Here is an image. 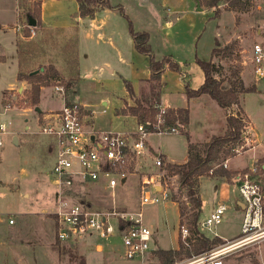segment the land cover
Returning a JSON list of instances; mask_svg holds the SVG:
<instances>
[{"label": "rangeland", "instance_id": "1", "mask_svg": "<svg viewBox=\"0 0 264 264\" xmlns=\"http://www.w3.org/2000/svg\"><path fill=\"white\" fill-rule=\"evenodd\" d=\"M110 2L118 3L117 0ZM4 4L6 9L4 13H10V15L4 14V21L16 23L13 3L6 0ZM34 4H31L32 8H35ZM148 5L146 8L135 6L127 8V13L135 30L149 33L150 44L157 59L168 56L179 65V71L167 69L165 72L162 92L173 105L189 108L190 126L187 133L194 142H204L209 137L223 134L226 129L224 115L228 113H225L215 100L206 95L203 100H192L188 103L185 86L187 84L192 89L199 87L202 71L198 61L209 62L211 60L217 36L218 45L221 47L235 42L236 46L231 58H221V60L215 58V61L221 66L219 78L226 86H228L227 81L232 70L249 69L247 85L255 86L256 91L242 93L240 105L242 115L248 122L245 132L250 134L248 136H251L254 142L251 141L250 144L244 142V146L239 147L241 155L231 157L229 164L233 167L252 166L254 163L252 153L245 152V150L255 146L259 140L264 141V78L257 81L251 62L254 41L262 40L259 37L256 40L255 34L258 27L264 30V8L261 11L258 8V6H264V0H254L251 9L242 16L225 10V5H222L221 13L216 20L211 19V14L206 8L198 12V4L194 0H162L161 5L168 9L169 20L174 23L168 38L164 37L160 27L164 18L159 19L157 0H151ZM159 20L161 25H159ZM22 23L21 28L24 32L26 21ZM11 32L12 30L7 33L0 32V51L7 54V62L0 61V129H4L0 131V227H6V230L0 233V264H82V258L85 261L84 264H104L102 254L98 253L96 248L94 250L89 246L88 242L98 247L112 246L118 252V259L112 264H142L139 257L133 261L125 259L121 238L117 232L108 238H100L94 234L84 238L78 237L74 241L63 244L57 241V222L54 212L57 211L60 193L52 173L55 153L51 146V139L39 133L40 128L35 124L38 115L35 107L25 102V94L32 85L28 82L24 84L25 87L21 91L15 89L5 92L6 89L17 84V52L15 46V49L11 46ZM35 33L29 41L33 40L37 44H42V47L40 50L32 46L33 52L28 58L30 62L24 67V73L29 74L32 71L44 69L41 73L49 76L48 84L41 89L38 105L41 111L63 107V99L55 89L61 86L64 88L67 102L72 103L75 98L94 112L93 126L98 132L127 133L137 129V124L133 119L117 116L118 107L116 105L124 100H131L127 88L128 83L133 89L139 79L150 73L149 59L146 56H131L126 63L117 64L118 73L116 75H110L103 69V76L79 80L75 71L80 68L82 73L91 66L87 60L82 62V59L79 65L78 58L72 52L75 42L67 41L61 34L51 33L50 36L44 38L39 30L35 29ZM53 64L59 70L57 80H54L55 77L50 71ZM145 86L140 99L148 96L147 99L149 98V103L152 104L151 84L147 83ZM73 90H76L74 97L71 96ZM3 95L6 97V104L11 106L10 108L2 105ZM231 113L240 112L231 110L229 114ZM41 114L39 113L40 117L36 120L37 125L43 122ZM26 125L30 126V130L25 129ZM185 133L149 134L147 141L153 151L146 150L147 154L142 155L136 160L137 164L130 168L131 177L123 190V195L118 191L110 197L107 195L108 192L87 186V189L83 188L81 192L69 193V196L73 200H85L86 205L91 200V207L96 210L131 213L142 211L144 223L150 227L157 239V243L152 248L162 250L175 248L179 230L176 211L178 207L175 203L168 201L142 206V188L138 168L139 165L146 167L147 164H152L156 156L160 155L170 160L185 161L187 159ZM13 136H17L19 142L26 141V148L22 154L15 145ZM260 160L264 163V160ZM231 178L232 176L230 180ZM261 180L264 185V175ZM179 186V176L172 175L167 178V187L176 195L180 204H185L187 199L184 192L178 190ZM85 190L86 196L82 194ZM200 195L203 205L199 218V230L210 238L218 236L224 241L238 237L241 234L244 218V212L237 209V204L243 201L238 189L225 179L205 177L200 182ZM219 204L227 206L222 221L210 229L201 227L200 223L211 216ZM24 212L32 214L35 219L22 224L20 218L21 213ZM47 216L50 218L45 219ZM10 218L18 222L7 229ZM40 219L45 220L44 223ZM224 244L215 248L224 246ZM65 251L70 252L68 254L64 253ZM149 256L146 257L145 263L154 264V259ZM190 259L192 257L176 264L187 263ZM223 264H264V237L233 250L224 259Z\"/></svg>", "mask_w": 264, "mask_h": 264}, {"label": "built area", "instance_id": "2", "mask_svg": "<svg viewBox=\"0 0 264 264\" xmlns=\"http://www.w3.org/2000/svg\"><path fill=\"white\" fill-rule=\"evenodd\" d=\"M35 34V29L30 27V37ZM251 62L256 77L264 78V41L253 44ZM55 89L61 96L64 95L63 87L57 86ZM165 109H160L157 127L163 122ZM84 117L83 105L65 102L60 110L43 116V122L38 125L39 133L51 139L55 152L52 173L60 193L57 211L54 213L57 241L63 244L94 234L100 238H108L117 232L122 239L125 259L133 261L139 257L145 261L152 249L153 231L144 223L142 211L131 213L96 210L81 200H73L69 193L78 192L85 184L98 182L102 178L106 180L107 188L115 189L131 174L130 168L134 162L144 155L147 136L150 133L143 124H138L133 133H97L86 128ZM182 129L184 126L178 125L165 132H180ZM251 141L246 133L242 142L235 146V155L240 154L239 147L244 146V142L250 144ZM155 166L159 168L157 173L145 176L141 181L142 206L161 204L171 199V190L167 187V179L162 171L163 161L158 158ZM223 167L228 168V160L224 162ZM263 175L264 167L255 162L247 170L236 172L231 178L232 184L243 198L244 218L241 235L233 241L225 242L224 246L193 256L184 264H223L224 259L233 250L264 237V185L261 180ZM156 187L160 189L157 190ZM225 211L227 206L219 204L215 212L200 223L201 227L210 229L219 224ZM8 222L12 225L15 220L10 218ZM180 235L183 240L189 236L185 225L180 227Z\"/></svg>", "mask_w": 264, "mask_h": 264}, {"label": "trees", "instance_id": "3", "mask_svg": "<svg viewBox=\"0 0 264 264\" xmlns=\"http://www.w3.org/2000/svg\"><path fill=\"white\" fill-rule=\"evenodd\" d=\"M200 7L206 9H214L215 17H219L221 10L220 6L225 5V10L235 11L238 13L248 12L254 0H195ZM79 12L78 16L81 18L93 17L96 11L102 7H112L109 0H78ZM35 6L33 16L37 19L36 29L39 23V8ZM120 13L128 21L130 34L133 38L136 50L139 53L145 54L149 57L150 78L148 83L151 84V99L142 101L137 99L135 105H126L123 108L117 109V114L132 115L137 118L138 124H143L148 133L165 132L167 129L178 126L179 124L187 126L190 122L189 108H166L163 115V122L157 127L158 114L160 112L159 98L161 93V79L164 71L170 69L179 71V65L170 57L163 56L160 59L154 55L151 44L150 35L147 32L136 31L129 16H127L123 8H119ZM33 28V27H32ZM26 36L30 35L29 22L25 27ZM69 44V43H68ZM235 42L233 44L221 47L218 41L212 51V57L217 60L221 58H231L234 53ZM23 55V56H22ZM19 60L26 64V57L24 50L19 47ZM199 66L204 72V83L196 90L190 88L187 84L185 86L187 98L194 99L202 95H207L216 101L217 105L225 110H230L233 106H238V112L231 113L226 116V129L221 135L212 136L207 142L196 143L191 140L188 133L186 134L188 142V159L185 163L174 164L166 163L162 167V171L166 172L165 179L172 175L179 176L180 192H184L186 196V203L180 204L177 201L176 195L171 192V200L178 203L179 207V230L182 225H185L189 230V236L183 240L181 236L178 240V248L170 250L157 249L151 252L149 258L154 259V264H176L184 259L198 256L204 252L215 248L216 246L225 243L223 239L218 236L210 238L199 230V218L202 212V198L200 195V182L205 177H217L220 179H227L234 175L233 172L223 167L224 162L235 156L234 148L242 142L246 134L248 122L240 105V96L242 93L256 91L255 86L246 87L241 78V68L232 70L231 76L228 79V86L219 78L221 66L215 60L198 61ZM41 70V69H40ZM32 71L29 74H19L18 79L27 80L31 85V89L26 92L25 102L31 106L38 108L40 103L41 89L48 84V77L43 70ZM50 71L54 80L58 79V71L55 67H51ZM130 95L134 92L131 85L128 83ZM147 102L148 105H145ZM4 105L7 106L6 100ZM162 158V156H160ZM163 159V158H162ZM164 160V159H163ZM163 177V180H164ZM70 251L64 253L69 254ZM76 257V256H75ZM82 264L85 263L81 259Z\"/></svg>", "mask_w": 264, "mask_h": 264}, {"label": "crops", "instance_id": "4", "mask_svg": "<svg viewBox=\"0 0 264 264\" xmlns=\"http://www.w3.org/2000/svg\"><path fill=\"white\" fill-rule=\"evenodd\" d=\"M110 1H112V0H109V2ZM117 1H118V3H116V4H112L110 2L111 6H112L110 8H108V7L99 8L93 17L81 18L78 16V12H79L78 0H9L10 3H13V8H14L13 14L16 17V23H14V22L9 23V22L4 21V19H3L4 14L10 15V13H4L6 11L5 4H4L6 2V0H0V32L4 31V33H7L8 31L12 30V32L10 34L11 35L10 36V42H11V46L13 48L15 46V48H16V49L15 48L14 49L17 52V64H18L17 65V71H16L17 84L10 89H6L5 92L6 91H14L15 89H17L18 91H21L23 89V87H25L24 84L28 83V81L25 79L19 80L18 75L19 74H25L24 73V67L27 66V64L30 62V60L28 58H29V56L32 55V52H33L32 46H35L40 50L42 47V44H39V43L37 44V42H33V40L29 41L31 38L30 35L26 36V33H25L26 31L24 30V32H23V30L21 28V26H23L22 22L26 21V24L28 22L30 24V19H32L34 22V25H30V27H33V28L36 27V22H38V21L33 16L34 8H32V6H31L32 3H35L34 6H37L36 8H39V19L38 20H39L40 25L36 28V30H39V32L41 34H43L44 38L50 36L51 33H56V34H61L62 37H65L67 41H72V43L75 42L73 45L72 52L78 58L79 65L81 64V61L82 62H84V60L88 61L89 66H91V67H89L88 70H84L81 73L80 68H79L75 71V73L78 74L77 78L79 80L80 79H89L90 77L94 78L97 76H103V72H104L103 69L106 70L108 72V74H110V75H116L118 73V71H117L118 67H116L117 64L126 63V60H128L131 56L139 57V55H144L147 57V59H149V57L147 55L139 53L136 50L133 38H132L130 31H129L128 22H127L126 18L120 13L119 8H123L125 14L127 16H129L127 13V8H130V7L133 8L134 6L136 8H140V7L146 8L147 6H149L148 3H151V0H117ZM161 1L162 0H157V2H158L157 12L159 13L158 14L159 19H162V17H163L164 20H163L162 25H161L160 20L158 22H160L159 25H161L160 27L163 30L162 32L164 33V37L168 38L167 36L169 35V32L173 28L174 23H172V21L169 20V17H168L169 11L167 8H165L163 5H161ZM201 8H202L201 10H198V8H197V11L199 12V11H202L203 9H205L204 7H201ZM258 8L261 11V10H263L264 6H258ZM208 10L211 14V16H210L211 19H213V18L215 20L218 19V17H215V10L214 9H211V10L208 9ZM9 11L11 12V8L9 9ZM230 12H232L233 14H237L239 16L240 15L242 16V14L247 13V12L238 13L235 11H230ZM136 31H139V30H136ZM263 32H264V30H261L260 27H258L256 29V34H255L256 40L258 37L262 38V40L261 41H254V43L264 41V33ZM218 35H219V33H218ZM163 40H164V38H163ZM216 41H218V36L215 39V43H216ZM150 42H151V37H150ZM21 46L24 50V56L26 57V61H27L26 64L24 63V61L19 60V58H20L19 47H21ZM214 47H215V45H214ZM80 59H82V60L80 61ZM211 60H215L214 57H212ZM0 61L7 62V54H5L4 51H0ZM53 65H54V67H56L55 69L57 71H59L57 66L55 64H53ZM243 65H244V67L246 66L245 61H244ZM248 70H249L248 68L242 69L240 75H241V78H242L245 86L251 87V86L247 85ZM166 71H167V69L164 71V73L162 75V79H161V93H160V98H159V106H160V108H184V107L179 106V105H173V103L167 98L166 94H164V92H162L163 78H164ZM201 71H202V75L200 77L199 87L204 83V80H205L204 72L202 69H201ZM149 78H150V73L148 75H146V77L139 79V81L136 82V84H135V88H133L134 89V95L131 96V100H129V101L124 100L123 102H120L119 104L116 105L118 107L117 109L123 108L126 105H129V106L135 105L136 100L140 99V97L142 95V91H144V87H146L145 85L148 83ZM258 80H259V78H257V81ZM198 88H196V89H198ZM196 89H194V90H196ZM75 93H76V90H73L71 96L74 97ZM185 94H186V89H185ZM143 97H144V95H143ZM147 97H145V98L147 99ZM204 97H205V95H202L198 98H194V99H190V100L187 98V101L189 103L192 100H194V101L198 100V99L203 100ZM61 98L63 99V102H64L62 104V106H63L65 104V102L67 103V101H66L64 95L61 96ZM145 98H143L142 100H146ZM4 100H6V97H4V95H3L2 105H4ZM73 101L76 103H80L85 108V117L84 118H85L86 128L88 130H93L94 132L98 133V130H96L93 126L94 112L91 111L90 109H88L84 104H82L81 101H77V99H75V98L73 99ZM144 104L148 105L145 102H144ZM61 108L49 109L47 111H41L40 110L39 112L37 111V108H35V110H36L38 115H39V113H42L41 116L43 118V116L47 115L48 113L53 112V111H58ZM223 110L225 113H229L231 110H233V111L238 110V106L235 105L230 110H225V109H223ZM38 115H37V118L35 119L36 126H38L36 120L38 119V117H40ZM227 115L228 114H226V116ZM117 116L124 117V118H131L138 125V121H137V118L135 116L122 115V114H119V115L117 114ZM226 116L224 115L225 119H226ZM183 126H184V130H181V131H184L187 133V130L190 126V122H189L188 126H185V125H183ZM25 129L30 130V126L26 125ZM99 133H101V131ZM127 133H133V132H127ZM181 133H183V132H181ZM246 133L249 134L248 132H246ZM249 138L254 142V139L251 138V136H249ZM209 139H210V137L208 138V140ZM13 140H14L15 145L18 146L19 151L22 154L26 148V146H25L26 141L22 140L21 142H19V139L17 136H13ZM191 140L193 141L192 137H191ZM208 140H206L204 142H207ZM204 142L198 141L196 143H204ZM49 144L51 145L50 142H49ZM146 150L153 151V148L148 144L147 140H146ZM146 150L144 152V155L147 154ZM247 151L252 153L251 156H252L254 163L255 162L261 163L260 159L264 160V141H260V140L257 141V143H255V148H249L245 152H247ZM187 152H188V142H187ZM160 156H156V160L158 158L161 159L163 161L164 165L166 163L182 164V163H185L188 159V155H187V159L183 162L175 161L173 159L170 160L165 156H162V158L164 159L163 160ZM54 157H55V155H54ZM156 160L150 165L147 164L146 167L139 165L138 171H140V182L142 181V179L145 176H150V175H152V173L159 170V168L155 166ZM136 164H137V162L135 161L134 165H136ZM261 164L264 167V163H261ZM249 167H251V166L245 165L242 167H233V166H230L229 160H228L227 170H229L235 174L236 172L247 170ZM130 175L128 176V178L126 180L123 179L116 186L115 189L107 188L106 180H104L102 178L98 182L85 184L82 188H80L79 192H81V190L83 188L87 189V186H88L90 188H93V189H96L99 191H105L106 193L108 192L107 195H109L110 197L115 195L118 191L121 192L123 195V190L125 189V186L127 185V183L130 180L129 179L131 177ZM225 180L232 184L231 180L230 181L227 179H225ZM82 194L84 196H86V194H87L86 190ZM89 196H91V195H89ZM81 201L85 202V200H81ZM89 201L90 202L88 205L92 206L91 200H89ZM168 202L175 203L178 207V204L176 202H173V201H168ZM237 209H240L242 212H244V205H243L242 201H241V203L237 204ZM176 211H177V216H178V228H179V226H180L179 225V218H180L179 207L177 208ZM32 216H33L32 214L27 213V212L21 213V218H20L21 221L20 222L22 224H24L28 221H32L33 219H35ZM47 218L49 219L50 217H48V216L45 217V219H47ZM40 220L42 221V223H44V221H45L43 219H40ZM17 222H18V220H16V219H15V223L12 225H10L8 222L9 227H7V229H10V226L11 227L15 226L17 224ZM3 230L5 231L6 227H3V228L0 227V233H2L1 231H3ZM118 235L121 238L119 233H118ZM180 236H181L180 230H178V232H177V246L173 249L178 248V240H179ZM238 237H236L232 240L225 241V242L233 241V240L237 239ZM121 242H122V239H121ZM30 243H32V242H30ZM88 243H89V246H91L94 250L96 248L98 253L102 254L104 264H112L113 262L117 261L118 252L116 250H114L112 248V246L105 245V246H99L98 247L93 243H90V242H88ZM156 243H157V239L153 233V245ZM121 245H122V249H123V253H124L123 244H121ZM153 245H152V247H153ZM154 250H157V249L152 248L148 255H150L151 252ZM145 262L146 261L142 260V264H146Z\"/></svg>", "mask_w": 264, "mask_h": 264}, {"label": "water", "instance_id": "5", "mask_svg": "<svg viewBox=\"0 0 264 264\" xmlns=\"http://www.w3.org/2000/svg\"><path fill=\"white\" fill-rule=\"evenodd\" d=\"M202 8L200 7V6H198V10H201ZM30 25H34V22H33V20L32 19H30ZM37 111L39 112L40 111V109L39 108H37ZM93 139V138H92ZM156 189L157 190H159L160 188L159 187H156Z\"/></svg>", "mask_w": 264, "mask_h": 264}]
</instances>
